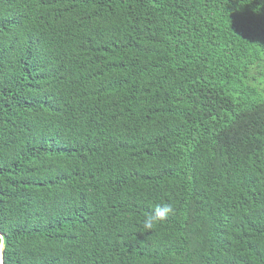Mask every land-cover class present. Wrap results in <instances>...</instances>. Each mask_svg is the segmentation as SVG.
I'll use <instances>...</instances> for the list:
<instances>
[{"label": "trees", "instance_id": "16d2710c", "mask_svg": "<svg viewBox=\"0 0 264 264\" xmlns=\"http://www.w3.org/2000/svg\"><path fill=\"white\" fill-rule=\"evenodd\" d=\"M261 2L0 0L2 264H264Z\"/></svg>", "mask_w": 264, "mask_h": 264}, {"label": "clouds", "instance_id": "9594fccd", "mask_svg": "<svg viewBox=\"0 0 264 264\" xmlns=\"http://www.w3.org/2000/svg\"><path fill=\"white\" fill-rule=\"evenodd\" d=\"M260 5H264V0H262ZM172 212L173 207L170 204L157 205L152 213L145 219L144 227L146 229H152L156 221L166 220Z\"/></svg>", "mask_w": 264, "mask_h": 264}, {"label": "water", "instance_id": "95a60500", "mask_svg": "<svg viewBox=\"0 0 264 264\" xmlns=\"http://www.w3.org/2000/svg\"><path fill=\"white\" fill-rule=\"evenodd\" d=\"M3 263V248L1 249V253H0V264Z\"/></svg>", "mask_w": 264, "mask_h": 264}, {"label": "bare ground", "instance_id": "6f19581e", "mask_svg": "<svg viewBox=\"0 0 264 264\" xmlns=\"http://www.w3.org/2000/svg\"><path fill=\"white\" fill-rule=\"evenodd\" d=\"M2 246H0V253H1Z\"/></svg>", "mask_w": 264, "mask_h": 264}]
</instances>
